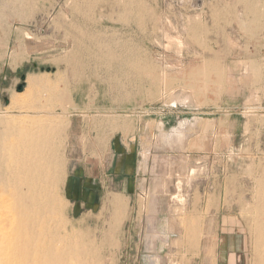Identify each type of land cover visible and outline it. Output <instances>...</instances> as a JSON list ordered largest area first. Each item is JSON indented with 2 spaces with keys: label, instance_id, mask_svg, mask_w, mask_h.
<instances>
[{
  "label": "rangeland",
  "instance_id": "rangeland-1",
  "mask_svg": "<svg viewBox=\"0 0 264 264\" xmlns=\"http://www.w3.org/2000/svg\"><path fill=\"white\" fill-rule=\"evenodd\" d=\"M31 76L67 127L63 221L103 264H262L264 0H0V115ZM122 164L132 194H68Z\"/></svg>",
  "mask_w": 264,
  "mask_h": 264
},
{
  "label": "bare ground",
  "instance_id": "bare-ground-1",
  "mask_svg": "<svg viewBox=\"0 0 264 264\" xmlns=\"http://www.w3.org/2000/svg\"><path fill=\"white\" fill-rule=\"evenodd\" d=\"M44 78L29 77L32 102L14 96L0 115V190H10L0 208L8 211L12 227L10 235L0 236V264H103V248L63 221L65 202L59 188L65 180L62 150L67 127L57 118L40 115L43 106L37 96L50 85ZM117 198L110 203L122 214L126 206L117 205ZM256 229L258 259L264 264V223Z\"/></svg>",
  "mask_w": 264,
  "mask_h": 264
},
{
  "label": "crops",
  "instance_id": "crops-1",
  "mask_svg": "<svg viewBox=\"0 0 264 264\" xmlns=\"http://www.w3.org/2000/svg\"><path fill=\"white\" fill-rule=\"evenodd\" d=\"M249 92L246 93L244 91V94H250L253 93ZM256 94H255V110L259 109V106L264 107V101H262L261 103L259 101H256ZM116 158V156H115ZM129 163V162H128ZM128 165V164H127ZM125 166V164H122L121 166H117L116 171H112V172H108L107 170L102 171L101 174H99L100 176L96 177L94 176H87L86 173H84L82 175V182L80 183H75L72 186L69 185V191L68 194L71 195V197H76L77 194L81 195L79 193H77V191H79V188L82 190L83 195H85L84 199L85 200H89L90 198H93L95 196H97L98 194H100L101 191H103L105 189V186L109 187L110 189H115V191H118L119 193L121 192H128L130 191V194H132V187H133V179L136 181V169H135V178L130 177V173L133 172L134 168L132 166ZM130 167V168H129ZM132 167V168H131ZM119 172H127L126 173V178L125 180H123V182H121V187L120 189L117 190V187L115 186V182L117 181V179L123 177L120 176ZM110 173V174H109ZM85 189V191L83 190ZM98 190V192L96 191ZM74 191L76 193H74ZM117 193V192H116ZM83 195H81L83 197ZM114 195H119V194H114ZM234 264V263H233Z\"/></svg>",
  "mask_w": 264,
  "mask_h": 264
}]
</instances>
